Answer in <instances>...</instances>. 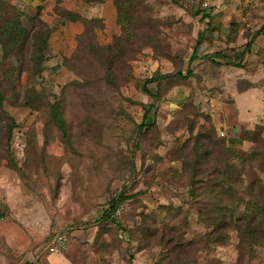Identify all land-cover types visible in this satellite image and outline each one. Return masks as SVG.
<instances>
[{"label":"rangeland","instance_id":"obj_1","mask_svg":"<svg viewBox=\"0 0 264 264\" xmlns=\"http://www.w3.org/2000/svg\"><path fill=\"white\" fill-rule=\"evenodd\" d=\"M262 32L264 0H0V264H239L185 147L211 127L237 155L264 141Z\"/></svg>","mask_w":264,"mask_h":264},{"label":"trees","instance_id":"obj_2","mask_svg":"<svg viewBox=\"0 0 264 264\" xmlns=\"http://www.w3.org/2000/svg\"><path fill=\"white\" fill-rule=\"evenodd\" d=\"M203 37V34L199 35L196 46L201 44ZM43 42L34 45V52L39 54L41 58L45 44ZM41 46L43 49L39 51ZM177 75L181 76L182 79L187 78V75L182 76L179 72ZM50 108L54 122L62 126L58 110L54 106H50ZM4 131L0 133V139L4 137ZM202 132L195 135L192 144L185 147L190 148V161L184 163V168L189 170L190 175L203 177L201 181L194 183L201 184V187H198L196 191L204 189L202 193L208 195L203 202L199 203L205 208L204 216H206V211L217 212L219 208L223 211L220 213L222 217H220V222L215 224L217 230L215 240L223 241L224 237L221 235V231L231 229L232 224L234 231L242 236L244 242L238 241L237 245V263L241 264L248 247L264 244V184L257 176V171H264V141L256 139L254 147L249 152L240 151V154L237 155L234 148H228L227 141L223 140L225 143L220 144L215 139L216 133L213 127L208 131L203 129ZM229 134L231 135V133ZM216 189L219 190L218 195H215ZM199 195L196 194V196ZM123 200L122 195L117 200L113 199L107 208L102 209L99 221L101 223L110 222L118 227L120 224L117 223V219L113 218V208L123 204ZM213 200H218V202L211 203ZM260 200L263 206L259 205ZM207 202L209 203L204 204ZM225 203L227 207H225ZM214 206L216 208L212 209ZM231 206L235 207V212L234 209L229 210ZM123 215L124 213L121 218Z\"/></svg>","mask_w":264,"mask_h":264},{"label":"built area","instance_id":"obj_3","mask_svg":"<svg viewBox=\"0 0 264 264\" xmlns=\"http://www.w3.org/2000/svg\"><path fill=\"white\" fill-rule=\"evenodd\" d=\"M220 136H224L223 133H220ZM125 211V206L123 204L113 208V218L119 220L122 214ZM65 230V231H64ZM63 231L55 234L50 242L45 247V252L49 255L58 254L64 252L68 249V246L71 241L73 229L71 227H66ZM45 260L43 258L38 259L35 264H43Z\"/></svg>","mask_w":264,"mask_h":264}]
</instances>
